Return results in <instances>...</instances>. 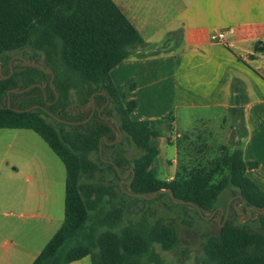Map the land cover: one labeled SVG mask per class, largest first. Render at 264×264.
Listing matches in <instances>:
<instances>
[{
  "label": "trees",
  "instance_id": "obj_1",
  "mask_svg": "<svg viewBox=\"0 0 264 264\" xmlns=\"http://www.w3.org/2000/svg\"><path fill=\"white\" fill-rule=\"evenodd\" d=\"M146 47L141 34L114 0H0V60L10 52L29 48L43 54L42 66L51 72L47 74L26 62L24 69L13 67L14 73L4 78L12 71L10 58L0 61V129L34 131L67 171L63 226L34 264H71L85 257H91L92 264H165L157 246L172 251L180 245L175 227L163 218L152 221L147 215L126 224L129 202L153 203L168 196L172 206L192 207L203 218L199 210L213 214L221 195L231 190L241 196L239 204L245 201L247 207L264 212V191L247 176L248 165L240 148L239 139L247 135V129L237 80L233 83V114L238 121L233 151L226 152L218 164L194 168L195 173L189 177L176 176L172 181L159 177L154 164L160 150L152 141L164 135L163 127L171 128L172 117L133 121L136 102L125 104L110 77L115 67ZM255 52L263 53L264 43H256ZM52 74L55 78L51 85ZM31 86L25 93H11L9 108L8 93ZM73 95L82 109L92 105L87 117L78 119L67 113L74 103ZM37 105L46 111L13 110ZM94 106H100L102 113H95L85 125L65 124L50 115L82 122L89 118ZM102 117L115 119L110 120L115 128ZM121 134L142 152L140 157L127 158L119 142ZM100 146L103 151L118 149L111 162L104 164L100 155L99 162L90 158L93 153L100 154ZM102 165L108 166L118 180H122L123 171H130L129 180L134 176L132 184L120 187L97 181ZM216 168L217 177L208 173ZM160 190H169L176 201L186 203L176 204L170 194L164 193L154 200L127 194L152 196ZM256 214L257 229L232 220L224 224V216L219 231L204 243L205 264H264V214Z\"/></svg>",
  "mask_w": 264,
  "mask_h": 264
},
{
  "label": "crops",
  "instance_id": "obj_2",
  "mask_svg": "<svg viewBox=\"0 0 264 264\" xmlns=\"http://www.w3.org/2000/svg\"><path fill=\"white\" fill-rule=\"evenodd\" d=\"M114 2L148 47L111 71L113 84L125 104L136 102L133 121L172 117L171 128L152 141L156 161L159 142L176 149L183 170L218 164L232 152L237 80L247 129L240 148L247 176L264 191V52H255L264 43V0ZM219 32L225 41L212 40ZM66 179L64 163L41 136L0 129V264L35 263L63 226Z\"/></svg>",
  "mask_w": 264,
  "mask_h": 264
},
{
  "label": "rangeland",
  "instance_id": "obj_3",
  "mask_svg": "<svg viewBox=\"0 0 264 264\" xmlns=\"http://www.w3.org/2000/svg\"><path fill=\"white\" fill-rule=\"evenodd\" d=\"M9 58L10 62L14 60L13 67L17 70L24 69L26 66V62H31L38 65H42L43 63V54L40 52L35 53L29 48L10 52L5 55L0 61H8ZM5 70H8V67H5ZM72 99L74 103L70 108L67 109V113L70 114V116L78 119L87 117L92 105H89L86 108L82 109L79 103H77L74 95ZM17 103H19V101L16 102V105ZM100 106L102 105L100 104ZM100 106L95 107V113L99 112L98 110H100ZM112 115H115L114 111L112 112ZM106 117H102L101 119L110 122L109 124L113 128H115L114 122L105 119ZM101 119L96 120L102 121ZM163 129L166 131L165 127H163ZM117 138H119V136H117ZM119 142L122 143L121 148L125 151L128 159L134 160L135 158H138L142 155V152L132 143L129 138H126L122 135V139L119 140ZM159 146L162 150V155L156 162L162 159H167V162L163 164H160L159 162L155 164L156 170L158 171L162 180L172 181L170 178H174L176 176L186 178L195 173V169L187 171L181 168V164L183 162L180 161V156L176 154V149L174 147L169 145L165 146L163 145V142H159ZM117 151L118 149L106 151H103L102 149V155L99 153H93L90 155V158L95 162H99L98 157L100 155L104 158V164H106L112 161ZM173 166L176 168L175 171H172ZM101 168L102 172L98 174L97 181L107 184L111 183L115 186L120 187H124V185L129 184V178L131 174L130 171H123L122 176L125 178H122V180H118L114 172L108 166L102 165ZM218 172L219 170L218 168H216L212 171H209L208 173L217 177ZM155 198L150 200H154ZM228 205H230V215L227 220H232L235 224H241L240 221H245V223H242L241 225H247L251 229L258 228V216L256 213H253V217L249 220L247 219L248 214L243 218L240 213H236L237 208L240 205L239 197L235 196L231 190L225 191L221 195L218 202V208L213 213L214 216L211 219L207 218L211 217L213 214H204L205 218H202L192 207H174L171 205L168 196H164L163 198L153 203H145L143 201L131 203L129 202L130 208L125 218V223L128 224L130 222H136L144 215L151 217L152 221L163 218L168 224L175 227L180 238V245L172 251H164L160 246H157V251L164 260V263L205 264L206 256L204 252V243L206 242L209 235H212L219 231L218 225L221 224V222L223 221V217L226 216V213L222 215L220 208L226 210ZM241 210L245 211L243 209Z\"/></svg>",
  "mask_w": 264,
  "mask_h": 264
},
{
  "label": "water",
  "instance_id": "obj_4",
  "mask_svg": "<svg viewBox=\"0 0 264 264\" xmlns=\"http://www.w3.org/2000/svg\"><path fill=\"white\" fill-rule=\"evenodd\" d=\"M13 61H14V60H12V61L10 62V66H11V69H12L11 74H10L9 76H5L4 78H9V77L14 73V69H13ZM27 63H28L31 67L39 68V69L43 70L45 73H47V74H50V73H51V72L47 71L46 68H45L44 66H42V65L33 64V63H29V62H27ZM0 74H2V67H1V64H0ZM52 75H53V74H52ZM54 78H55V76L53 75V79H52V81H51V85L53 84ZM31 88H33V86H31V87H29V88H27V89H25V90H16V91L13 90V91H10V92L8 93V106H9V108H11V97H10L11 93L22 94V93H25V92L29 91ZM36 109H42V110L46 111V109H45L44 107L39 106V105L34 106V107H32V108H30V109H28V110H19V109H15V108H14L13 110L16 111V112L24 113V112L33 111V110H36ZM95 111H96V108H95V106H94L93 111H92L91 115L89 116V118L86 119V120H84V121H82V122H70V121H65V120L60 119L58 116H56V115H54V114H52V113H50V115H51L54 119H56L57 121H59V122H62V123H65V124H69V125H73V126H79V125H85V124L89 123V122L92 120V118L94 117V115H95ZM101 111H102V110L99 111V114H101ZM47 112H48V111H47ZM105 119H107V120H115V119H113V118H105ZM115 122H116V121H115ZM117 126H118V125H117ZM121 139H122V134H121ZM121 139H120V140H121ZM115 143H116V142H114V143H112V144H115ZM100 154L102 155V146H100ZM117 171H118L119 175L121 176V171H120L119 168H117ZM130 173H131V172H130ZM130 173H129V174H130ZM122 178H125V177H122ZM133 179H134V176H133L132 180L129 182V184H132ZM159 193H160V194H162V193L170 194L171 197H172V200H173L176 204H185V203H186V202L176 201V200L174 199V194H173L171 191H169V190H160L159 192L153 194L152 196H148V195H136V194H132V193L127 192V194H129V195H131V196H134V197H141V198H145V199H147V200H150V199L155 198ZM238 197L241 198V196H238ZM189 205L193 206L192 204H189ZM220 209H221L222 215H224V214L226 213V216H225V219H224V224H225L226 221H227V219H228V217H229V215H230V205L227 206L226 210L223 209V208H220ZM241 209H245V211H242ZM237 211L242 215L243 218L246 217L247 214H248V218H247L248 220L251 219V218L253 217V213H261V214H264V212H258L257 210H255V209H253V208H251V207H247L245 201H242V203L238 206ZM199 212H200V214L203 216V218H205L204 214H203L200 210H199ZM213 216H214V214H213L211 217L207 218V219H211ZM240 223H241V224H242V223H245V221H240ZM224 224H223L222 226H224Z\"/></svg>",
  "mask_w": 264,
  "mask_h": 264
},
{
  "label": "built area",
  "instance_id": "obj_5",
  "mask_svg": "<svg viewBox=\"0 0 264 264\" xmlns=\"http://www.w3.org/2000/svg\"><path fill=\"white\" fill-rule=\"evenodd\" d=\"M226 34L224 32L215 33L212 36V40L215 42H223L225 41Z\"/></svg>",
  "mask_w": 264,
  "mask_h": 264
}]
</instances>
